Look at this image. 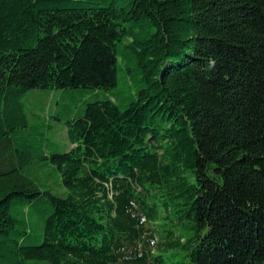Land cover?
Listing matches in <instances>:
<instances>
[{"label": "trees", "instance_id": "obj_1", "mask_svg": "<svg viewBox=\"0 0 264 264\" xmlns=\"http://www.w3.org/2000/svg\"><path fill=\"white\" fill-rule=\"evenodd\" d=\"M120 73L45 154L24 94ZM0 264H264V0H0Z\"/></svg>", "mask_w": 264, "mask_h": 264}, {"label": "rangeland", "instance_id": "obj_2", "mask_svg": "<svg viewBox=\"0 0 264 264\" xmlns=\"http://www.w3.org/2000/svg\"><path fill=\"white\" fill-rule=\"evenodd\" d=\"M127 84L128 80L120 73L117 86L105 93H99L94 90L27 91L23 96L27 130L33 138H36L37 142L43 143V151L45 154L52 151L65 152L69 149L70 145L66 136L64 122L81 117L85 103L95 100L96 97L102 98L103 94H105V96H113L115 94L119 97L127 96ZM118 104L120 105V103ZM40 135L43 141H40ZM50 180L51 191L56 194L55 191L58 190V185H60L58 172H53ZM37 216L38 215L35 214L33 220L34 224H36V220L38 219ZM160 221L162 228L176 229L173 227L175 220L172 216L168 215L167 219ZM147 228L155 233L157 243L165 242L164 239L161 238L160 222L147 225Z\"/></svg>", "mask_w": 264, "mask_h": 264}, {"label": "crops", "instance_id": "obj_3", "mask_svg": "<svg viewBox=\"0 0 264 264\" xmlns=\"http://www.w3.org/2000/svg\"><path fill=\"white\" fill-rule=\"evenodd\" d=\"M70 148V147H69Z\"/></svg>", "mask_w": 264, "mask_h": 264}]
</instances>
